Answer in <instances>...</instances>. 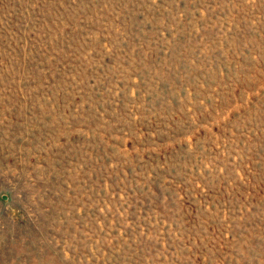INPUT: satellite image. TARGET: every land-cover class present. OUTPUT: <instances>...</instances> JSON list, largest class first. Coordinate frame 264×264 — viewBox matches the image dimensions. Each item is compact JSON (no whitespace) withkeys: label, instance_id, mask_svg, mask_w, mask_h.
I'll return each instance as SVG.
<instances>
[{"label":"rangeland","instance_id":"obj_1","mask_svg":"<svg viewBox=\"0 0 264 264\" xmlns=\"http://www.w3.org/2000/svg\"><path fill=\"white\" fill-rule=\"evenodd\" d=\"M0 264H264V0H0Z\"/></svg>","mask_w":264,"mask_h":264}]
</instances>
